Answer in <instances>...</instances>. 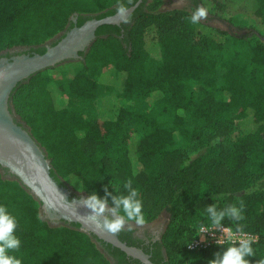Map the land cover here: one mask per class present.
<instances>
[{"label": "trees", "instance_id": "16d2710c", "mask_svg": "<svg viewBox=\"0 0 264 264\" xmlns=\"http://www.w3.org/2000/svg\"><path fill=\"white\" fill-rule=\"evenodd\" d=\"M192 1L195 6L203 3ZM245 1L256 24L238 25L237 30L247 32L234 36L212 27L203 33L200 22L190 21L194 12L154 13L142 0L126 26L96 30L87 53L75 60L78 70L69 81L38 72L19 83L10 99L18 124L45 150L51 176L59 184L78 177L82 193L95 192L111 208L112 197L127 193L123 185L131 180L140 191L146 223L168 215L162 237L164 264H208L228 244L186 250L199 225L206 223L202 213L213 204L223 210L241 202L243 219L237 223L257 236L249 264L264 259V0ZM136 2L0 0V53L27 47L43 54L46 41L68 30L69 24L74 27L72 16L77 15L79 27L115 14L120 4L128 9ZM227 38L244 44L250 56L226 58L217 84ZM153 42L159 47L156 61L149 50ZM105 71L115 73L117 80L102 97L110 98L109 118L100 119L86 110L98 96ZM59 94L67 98V108L57 106ZM215 94L220 95L216 100ZM121 96L148 102L149 109L121 105ZM6 176L0 168V203L17 217L21 246L15 254L23 264H114L109 257L131 259L81 232L78 224L50 225L40 216L39 202ZM221 224L235 230L227 216Z\"/></svg>", "mask_w": 264, "mask_h": 264}, {"label": "water", "instance_id": "95a60500", "mask_svg": "<svg viewBox=\"0 0 264 264\" xmlns=\"http://www.w3.org/2000/svg\"><path fill=\"white\" fill-rule=\"evenodd\" d=\"M142 0L128 8L130 16ZM75 16L70 19L75 21ZM118 12L100 19L92 18L67 32L43 54L0 58V168L7 178L16 180L40 204V212L52 226L62 222L78 224L81 232L119 249L141 264H154L142 250L122 242L117 233L107 231L101 217L93 218L83 204L85 194L72 196L71 190L59 184L50 173L45 150L31 136L29 129L18 124L11 110L10 99L17 85L32 75L59 64L82 59L96 39L102 25H119Z\"/></svg>", "mask_w": 264, "mask_h": 264}, {"label": "clouds", "instance_id": "9594fccd", "mask_svg": "<svg viewBox=\"0 0 264 264\" xmlns=\"http://www.w3.org/2000/svg\"><path fill=\"white\" fill-rule=\"evenodd\" d=\"M123 22L129 20L128 9L124 4H120L117 9ZM207 10L203 7L198 8L191 16L190 21L196 24L205 17ZM72 183L77 185L79 191L85 188L79 183L78 177L72 178ZM124 188L129 189L127 193L121 192L112 197L113 207L108 208V200L99 197L95 192L89 193L84 199L83 204L90 210L93 218L101 217L104 228L112 233H119L123 230L125 224H128V230L131 231L133 223L135 225H143L146 223L145 213L143 211V203L140 198L138 187L132 186V181L128 180L124 183ZM243 203L239 206L229 204L223 210H217L215 204L208 206L202 215H206V223L199 225L200 232L211 231L213 228H220L221 221L225 216L229 217L235 224V232L232 227H223L226 240L229 242L222 252L214 254L215 258L210 259L208 264H249L247 257L254 255L253 241L254 237L245 233V225L237 223L243 219ZM106 211L110 215H106ZM17 217L10 211L8 206L0 203V264H23L22 259L15 253L20 249L21 240L16 234ZM239 233V235H237ZM217 243L221 242L217 240ZM258 264H264L261 259Z\"/></svg>", "mask_w": 264, "mask_h": 264}, {"label": "rangeland", "instance_id": "374dc122", "mask_svg": "<svg viewBox=\"0 0 264 264\" xmlns=\"http://www.w3.org/2000/svg\"><path fill=\"white\" fill-rule=\"evenodd\" d=\"M190 3L191 2H188L186 0H158V3L156 4L155 0H147L144 8L154 13L168 12L175 9L177 10L183 9L190 13H193L198 8L203 7L207 10L206 16L199 20L201 24L199 28L203 33H209L210 27H212L215 29H219L220 31H225L230 35L240 36L246 33L247 30L245 29L237 30L238 25L254 26L256 24L255 17L253 16L250 10L252 9V6L249 2L245 0H203V3L198 4V6L197 5L195 6V4H190ZM219 3L223 4L224 7L223 8L220 7ZM231 17L233 18L232 23L226 21L227 18H231ZM149 50L152 60L156 61L159 54L158 44L154 42L150 43ZM235 55H240L243 59H246L250 56V51L244 44L233 43L231 39L227 38L225 42V46L223 48V52L220 57L219 66L216 70L217 84L219 83L218 76L221 73L222 66L225 64V59L228 58L229 56H235ZM75 63L77 64L76 61L65 62L44 71L47 75H50L55 79L69 81L78 70V66ZM116 80H117V75L115 73H112L111 71H105L100 76L99 82L101 85H99L98 87V96L94 99V101L86 110V111H90L93 117L100 119L109 118V114L107 113L108 112L107 110L111 107L110 98L104 100L102 99V97L103 95L108 94L111 91L112 85L115 84ZM219 97L220 95L215 94L214 98L216 100ZM118 102L121 105L129 107L132 110L146 111L147 109H149V103L143 102L137 97L127 98L121 96ZM57 106L59 108H67V98L64 95L59 94L57 96ZM14 117L17 121H19L18 117H16L15 114ZM236 134H237V129L235 128L234 135ZM70 180L71 178L69 179V181H63V184L67 186L75 194H84L81 191H79L76 185H74ZM205 192H206V187L204 186L201 187L200 194L203 195L205 194ZM107 207L110 208V206L108 205ZM40 216L44 220L41 212H40ZM155 221L157 225L164 224L167 227L168 215L166 213H163L152 222ZM152 222L145 224H150ZM49 224L51 225L52 223ZM133 225L140 228L144 227L143 226L144 224L135 225L133 223Z\"/></svg>", "mask_w": 264, "mask_h": 264}, {"label": "flooded vegetation", "instance_id": "af4514ba", "mask_svg": "<svg viewBox=\"0 0 264 264\" xmlns=\"http://www.w3.org/2000/svg\"><path fill=\"white\" fill-rule=\"evenodd\" d=\"M186 1L191 2L190 4H194L192 0H186ZM137 2H138V0H137ZM141 2L139 3V5L141 4ZM77 20H78L77 16H75V21L70 19L71 24H73L74 27H78L77 26ZM122 24L124 26H126V24H128V22L127 23L121 22L117 26H121ZM70 26L71 25L69 24L67 27L68 30L74 28V27H70ZM121 28H122L121 31L123 32L124 31L123 26ZM68 30H66L65 32H67ZM65 32H63V33L57 35L56 37L46 41L41 46V48H44L46 50L48 47L53 46L52 44L55 41L59 40L64 35ZM35 49L36 48L30 49L27 47H16V48L8 49V50L2 51L0 53V58L11 59L13 57L23 55V54L33 55V54H36ZM78 60H80V59H78ZM61 185L65 186L63 183ZM65 187H67V186H65ZM71 194H72V196H77V194L73 193L72 191H71ZM105 214L110 215V213H108L107 211ZM69 224H73V223H69ZM143 226H144L143 228H140V227L133 225L132 230L129 231L128 230V224H125L123 230H121L119 233H117V236L122 242L126 243L128 246L135 247L137 249L142 250L145 254H147L149 256V259L152 263L164 264L166 259H165V250L162 246V237H163V234L165 233L166 225H164V224L157 225V223L155 221V222H152L150 224H144ZM105 244H108V243H105ZM109 258H110L111 262L114 264H118V263L119 264H127V263L128 264H136L135 261H138V260L133 259V258L128 257V256H127V258H131V259H128V261H126V262H120L118 258L117 259L113 258V257H109Z\"/></svg>", "mask_w": 264, "mask_h": 264}, {"label": "built area", "instance_id": "2783aa9c", "mask_svg": "<svg viewBox=\"0 0 264 264\" xmlns=\"http://www.w3.org/2000/svg\"><path fill=\"white\" fill-rule=\"evenodd\" d=\"M223 227L229 226L221 224L220 228H213L211 231L207 232H200L198 228L195 238L187 244L186 250L190 253H194L213 245L229 244V242L226 240L225 234L222 231ZM233 231L235 232V230ZM247 234L254 237L253 242L257 241L256 235L250 233ZM237 235H239V233H237ZM217 240H219L221 243L218 244Z\"/></svg>", "mask_w": 264, "mask_h": 264}]
</instances>
